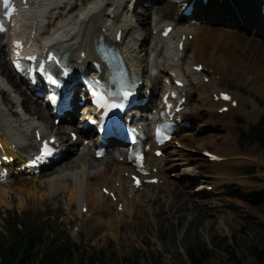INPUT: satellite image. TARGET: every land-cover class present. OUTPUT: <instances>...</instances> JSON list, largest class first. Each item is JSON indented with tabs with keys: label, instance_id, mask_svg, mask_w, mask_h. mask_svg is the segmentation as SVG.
<instances>
[{
	"label": "rangeland",
	"instance_id": "obj_1",
	"mask_svg": "<svg viewBox=\"0 0 264 264\" xmlns=\"http://www.w3.org/2000/svg\"><path fill=\"white\" fill-rule=\"evenodd\" d=\"M89 1L94 0H88L87 3ZM162 1L138 0L136 9L125 15L134 23L133 31L145 40L147 54L145 55L144 51L139 52L140 46L137 55L142 63L148 61L150 55L154 54L152 48L155 37L152 25L163 21H174L173 23H175V20L178 19L186 21L185 25L188 23L191 28L200 22L198 17L203 16L200 14L202 9H198L189 19L186 17L181 19L180 15L186 5L184 0H181V4L178 5L174 2L175 0ZM76 3L77 8L82 4L80 0H76ZM215 7H210V10ZM207 11L204 12L206 17L214 19V22L220 19L228 21L230 25L239 24L233 11L222 14L214 11L207 13ZM241 15H245V13ZM245 18L244 23L242 22L240 25V30L246 37L261 39L264 43V30L256 22V19L248 18L246 20ZM137 19L141 24H136ZM247 21H250L251 24L248 25ZM216 25L223 26V24ZM0 43L4 46V50H7V39L0 38ZM140 43L141 41L136 44V47H139ZM158 50L156 59L163 63L166 47L158 45ZM192 52V45H188L179 66L183 72L186 71L187 83L190 85L188 90L191 95L187 104L189 112L193 110V104H199L197 93L201 90L198 85H195L194 78L187 72ZM4 58L5 54H1L0 64L5 63ZM250 73L247 72V75H251ZM0 74L3 75L1 78L6 80L7 77L4 73L0 71ZM164 75L158 72V76H156L146 71L143 78L149 82L148 84L154 85V89L157 91L158 85L154 83L158 77ZM11 85L14 86L17 93L25 97L24 89L12 75L9 82V86ZM220 85L219 89L237 94V97L247 96L249 99L245 105L247 114L244 113L235 119L234 131L239 135L238 145L241 151L255 155L256 161L250 160L242 164L225 166L222 168L221 175L224 177L227 175V179L220 183L217 189L206 192V186H210L208 184L214 180L206 174L200 173V169L203 171L208 161L197 146L202 140L212 141L213 137L216 138L223 134V131L210 127L209 112L203 109L202 105H198L197 114L199 116L194 117L193 125L183 131V134L179 135L180 138L178 137L180 142L182 136L192 138L190 142L184 141L190 147L183 146L181 143L177 144L175 141L172 142L166 148L167 153L164 155L166 159L161 161V166L164 167L159 175L160 182L157 183L160 187L153 188V190L145 187L141 191L147 196L150 195V192L157 193L167 212L171 204V196L167 193L168 183H165V180L168 179L170 184L173 183L175 186L179 197L184 198L187 208L195 207L197 209V215L194 213L183 219L181 223L172 218L173 214L166 215L167 217L164 218L157 216L154 211L151 214L146 209L147 213L144 211L145 213L141 214L143 211H137L140 213L136 214V218H134L135 215L132 216V213L118 210L113 205V207H109L110 214L105 217V222L100 226L105 228L100 229L99 226V228L93 226L91 229L90 226H87V221L90 219L89 214L80 210L82 206H78L75 199V201H70V187L64 186L58 193L47 195L48 187L45 182L40 183L55 175L60 168L59 165L65 168L69 167L79 157L69 155L70 157L65 158L55 166L56 168L44 172L39 177L17 176L10 179V183L0 185V190L7 191L8 189L7 192H9L7 201L0 202V232L6 234L5 230L9 229L22 233H33V236L36 234L41 240L46 237H54L57 241L65 239L64 241L69 243L71 253H66L56 264H190L186 257V250L190 246L196 245L202 247L206 264H233L229 260L230 251L235 252L244 264H256L249 249L253 245H257L260 249L264 248V202L260 204L252 201L251 195L264 189V142L253 141V132L255 125L264 114V95H259L254 90H245L244 86H238L231 80L223 81ZM211 90L208 87L205 92L211 94ZM4 96L7 109H17L13 94L8 91ZM29 103L32 107L34 101L30 100ZM253 104L257 105V111H253ZM62 129L60 125L58 131L60 132ZM26 141L27 143L32 142L31 134L26 137ZM89 153L92 156V153ZM259 153L263 154L262 158L259 157ZM83 158L87 160L86 162H92L88 156ZM104 164H100L101 168ZM94 166L96 165L94 164ZM247 166H254L255 173L250 174L243 171V168ZM115 184L119 187V192L123 193V186L118 185L119 182ZM230 189H233L232 192L229 191ZM136 204L137 201L134 205ZM144 204L146 205V203ZM109 218L110 220H108ZM118 219H121L122 223L117 224V226L121 224L120 228L117 229L116 226L112 228L114 221ZM134 221L136 222L134 223Z\"/></svg>",
	"mask_w": 264,
	"mask_h": 264
},
{
	"label": "bare ground",
	"instance_id": "obj_2",
	"mask_svg": "<svg viewBox=\"0 0 264 264\" xmlns=\"http://www.w3.org/2000/svg\"><path fill=\"white\" fill-rule=\"evenodd\" d=\"M63 1L65 0H28L29 3L27 4L29 7L25 11L23 22L21 21L22 23L18 24L17 30H20L15 34V37L19 35L28 41L31 38L30 34L34 33L33 36L38 38L37 42L42 43V48L52 46L53 48L70 51L71 60L73 63H76L81 55L87 57V60H91L93 57L94 40H99L100 36L103 35L104 40L109 44L116 43L117 45L124 47L126 53L130 57L132 66L137 70V73L140 74V72L143 71L158 73L161 71V68H163L162 72L165 74L171 72L175 73V75H183L184 78L186 77V74H182L181 71H178V62L182 57L179 56L181 52L175 48H171V39H175L177 43L180 40L184 41V50L187 49L188 45H192L193 52L191 54V60L188 64L187 72L190 76L194 77V80H197L196 84L201 86V90L197 93V102H199V104H193L192 115L197 116L196 114L199 110L198 105H202L203 109L209 112L208 121L210 127L223 131V134L216 136V138L213 137L212 141H199L200 143L197 146L199 151L210 153L216 158L222 159L218 162H207L206 166L204 165L205 167L203 171L200 169V173H204L210 177V179H213L214 182L208 185H213V189H217V186L227 179V175L225 177L221 175L223 172L222 168L228 165L242 164L245 161H256L255 155H249V153L246 154L241 151L238 145L239 135L234 131L235 119L247 112L245 105L249 102L248 97H237V94L232 93V100H236L237 102L236 106L232 107L230 102L224 103L219 100L214 101V96L219 95L220 91H222V89H219V85L227 80L233 81L234 84H237L238 86H244L245 90H254L257 94L264 95V43L260 38L261 41L256 40L253 37H246L243 31L240 30L239 24L230 25L228 21L220 19L214 22V19L204 16H199L198 18H200V22L196 24L195 27L191 28V25L188 26V23L185 25L186 21L178 19L175 20V23H173L174 21H163L162 23H159L160 25L155 24L153 28L162 31L165 26L174 25V29L171 31L167 39H162L158 35H156L155 38V48L158 43H162V45L165 43L166 54L164 56V63L161 64V62L156 59V55H150L149 60L142 63L137 56L140 47H135L140 40V35L133 31L134 26L132 21L122 15L124 8L123 2L125 3L124 0L89 1L84 4L82 8H79L75 14L71 15L64 14L63 11L59 16L60 19L57 20L56 25L50 32V36H43L41 31L43 30L44 25L48 23V19L51 18L46 16L47 8L59 6ZM164 1L166 0H163L162 2ZM174 2L178 5L181 0H175ZM53 10H55V8H53ZM118 13L121 14L118 15ZM111 14H114V18L110 17ZM184 18L185 16L182 15L181 19ZM249 22L250 21H247L248 25L251 24ZM138 23L141 24L140 21H138ZM216 24H223V26L219 27ZM119 30H121L124 37L123 40L117 42L115 41V37ZM189 35H192L191 38H189ZM33 40L34 38L30 41ZM3 47L4 46L0 43V56L5 53ZM146 49V45L142 42L139 52L141 53L144 51L146 55ZM154 52L158 53L159 50L155 49ZM174 57H177V60H174ZM195 66H202V71H195L193 69ZM0 68V71L7 77L6 81L10 82V77L13 73L7 62L0 64ZM247 72H251V75H247ZM205 76H208L207 83L202 80ZM208 87L212 89L211 94L205 92ZM180 91L188 97L189 91L187 89L182 88ZM4 94L5 93H2V91L0 92V144L3 149H5L6 155H10L13 146L18 148L20 152H26L28 150L31 145L27 144L25 137L29 135L30 127H33L31 130L32 134L38 129L44 138H49L53 135L58 136L59 127H52L51 112L43 107L38 110L33 99L23 98L21 101L17 99V103L25 111L36 114L35 118L30 117L25 119L18 115L19 113L17 110L12 111L5 107L4 103L6 102V97ZM30 100L34 101L32 107L29 103ZM226 105H228V111L218 113V110ZM252 106L253 111H257V105L253 104ZM194 107L197 108L194 109ZM85 109L86 108H83V110ZM187 114L188 109L185 105L182 110V115L187 117ZM21 127L24 129H21ZM179 138L176 140L179 143H182L183 146H188L184 141H192V138L190 139L189 137L182 136L180 142ZM91 141L93 144L98 142L96 138H91ZM86 148L82 147L79 151L78 148H74L70 144L68 150L71 151L68 154L70 156H79L75 159L76 161L66 168L59 165L60 168L55 175L40 183L43 184L45 182L46 187H48L49 191H47V195L50 193H58L64 186L70 187V201L76 200L79 202V205L82 206L80 208L88 206L87 213L89 214L90 219L87 221V226H90L91 229H93V226L95 228L98 226L100 227L102 223L105 222V217L110 214L109 207H113V205L117 207V202L122 203V210L129 214L132 213V216L135 215L134 218H136V214L141 211H143L141 214L145 212L147 213V210L150 211L151 214L154 211L157 216L164 218L173 214L172 218L176 219L177 222L183 221V219H186V217L190 215L192 216L194 213H196V215L198 214L195 207L187 208L186 202L183 200L184 198L181 196L179 197L175 186L173 183L170 184L168 179L165 180V183H168L167 193L171 196V204L166 212L165 206L157 193L150 192V195L147 196L140 192L141 188L147 187L148 189L151 188V190H153V188L160 187L159 184H143L141 188L135 189L132 185L133 180L124 177V172L127 171L129 173L131 171V167L127 163H119L116 161V157L112 156L101 158L99 160L95 159L94 153L90 156V153H88V149ZM73 153L75 154L72 155ZM68 156H62L59 159L58 164ZM85 156H88V159L90 160L92 159V162L90 160V162H86L87 160H84L85 158H83ZM262 156L263 154L259 153V157L262 158ZM20 157L21 155L19 154V158L15 161V166L20 165L18 164L22 161L20 160ZM22 163H24V161H22ZM101 163H105L104 171L102 173L100 172ZM94 164L96 166H94ZM16 172L17 170L14 169L13 173ZM121 173L123 174L121 175ZM161 173H159V175H161ZM149 177H157V175H150ZM118 181L125 187V193L123 194H120L119 189L115 186V183ZM56 182L57 184H55ZM102 187H106L109 191L114 192L117 197V202L115 204L109 199V197L100 192ZM7 191H5V189L0 190V202L4 203L7 201L6 198L9 193ZM135 197H137V200H135ZM136 201L137 204L134 205ZM144 203H146L147 206ZM121 219H118L117 221L115 220V224L113 223V227H111L115 228L116 226V228L119 229L122 224ZM108 220H110V218ZM135 222L136 221H134V223ZM119 223L121 224L117 226ZM104 228L105 227L103 226L100 227V229Z\"/></svg>",
	"mask_w": 264,
	"mask_h": 264
},
{
	"label": "trees",
	"instance_id": "obj_3",
	"mask_svg": "<svg viewBox=\"0 0 264 264\" xmlns=\"http://www.w3.org/2000/svg\"><path fill=\"white\" fill-rule=\"evenodd\" d=\"M253 141L264 142V114L255 125ZM243 170L254 174L255 167L247 166ZM233 189H230L232 192ZM252 201L264 202V189L251 195ZM6 234L0 232V264H56L60 262L66 253H71L67 241H57L54 237L40 239L33 233H22L18 230H5ZM69 241V240H68ZM250 254L254 257L256 264H264V248L257 245L251 246ZM186 257L190 264H206L202 247L190 246L186 250ZM229 260L233 264H244L235 252L230 251Z\"/></svg>",
	"mask_w": 264,
	"mask_h": 264
},
{
	"label": "snow or ice",
	"instance_id": "obj_4",
	"mask_svg": "<svg viewBox=\"0 0 264 264\" xmlns=\"http://www.w3.org/2000/svg\"><path fill=\"white\" fill-rule=\"evenodd\" d=\"M7 5H8V0H5V6H7ZM3 30H4L3 25H0V31H3ZM16 44H17V47L19 48V47H20V43H19V42H16ZM26 59L34 60L35 57H26ZM52 59L55 60V57H52ZM17 67L19 68L20 65L17 64ZM40 70H41L42 72L45 71L43 65L40 66ZM66 74H67V73L65 72V75H66ZM48 79L51 81V83H53V84L56 83V80H54L50 74L48 75ZM93 94L99 97V99L97 100V103H99L101 100L104 99L103 95H101V94L98 93V92H95V91H94ZM127 95H129V93L126 92V93H125V96H127ZM225 99H229V97L225 96ZM114 106H116V105H114ZM52 151H53V149L49 148V147L47 146V142H45L44 149H43L41 155L38 156V157H36V160H34L33 163H35L36 161H39V160H43V159H45L47 156L52 155Z\"/></svg>",
	"mask_w": 264,
	"mask_h": 264
}]
</instances>
